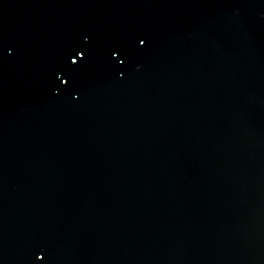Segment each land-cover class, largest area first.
Returning <instances> with one entry per match:
<instances>
[{
  "label": "water",
  "instance_id": "1",
  "mask_svg": "<svg viewBox=\"0 0 264 264\" xmlns=\"http://www.w3.org/2000/svg\"><path fill=\"white\" fill-rule=\"evenodd\" d=\"M95 264H264V0H118Z\"/></svg>",
  "mask_w": 264,
  "mask_h": 264
}]
</instances>
